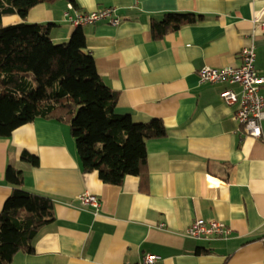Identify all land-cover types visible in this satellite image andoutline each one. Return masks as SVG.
Wrapping results in <instances>:
<instances>
[{
    "label": "crops",
    "instance_id": "obj_1",
    "mask_svg": "<svg viewBox=\"0 0 264 264\" xmlns=\"http://www.w3.org/2000/svg\"><path fill=\"white\" fill-rule=\"evenodd\" d=\"M38 3L27 22L50 25L66 41L79 12L114 7L120 22L81 26L85 51L101 80L117 96L116 112L135 122L162 120L165 135L146 142L145 169L119 185L84 172L66 124L35 119L0 137V211L12 187L8 165L24 173L23 188L49 196L54 219L35 237L34 250L12 264H125L146 253L160 264H264V120L261 136H245L234 118L238 102L220 93L240 86L200 82L202 67L239 66L240 50L253 44L255 68L264 77V0H75ZM168 12L195 20L159 39L152 21ZM4 15L2 24L20 21ZM264 95V88H260ZM25 150L37 165L21 159ZM95 196L99 206L82 204ZM195 219L219 220L227 238L185 234Z\"/></svg>",
    "mask_w": 264,
    "mask_h": 264
},
{
    "label": "trees",
    "instance_id": "obj_2",
    "mask_svg": "<svg viewBox=\"0 0 264 264\" xmlns=\"http://www.w3.org/2000/svg\"><path fill=\"white\" fill-rule=\"evenodd\" d=\"M53 1L0 0V137L35 119L66 124L82 171H96L103 182L119 185L145 169L146 142L163 137L164 124L158 118L135 122L130 114L116 112L118 94L98 75L81 26L66 41L55 42L51 23L25 20L32 6ZM65 1L77 8L75 0ZM11 14L21 20L2 24V16ZM194 20L193 13H165L152 21V37L159 39ZM21 159L38 163L25 150ZM4 178L12 190L0 211V264H12L18 252L34 250L35 237L54 219L53 201L24 189L21 169L8 165Z\"/></svg>",
    "mask_w": 264,
    "mask_h": 264
},
{
    "label": "built area",
    "instance_id": "obj_3",
    "mask_svg": "<svg viewBox=\"0 0 264 264\" xmlns=\"http://www.w3.org/2000/svg\"><path fill=\"white\" fill-rule=\"evenodd\" d=\"M68 10L73 8L71 2H67ZM264 13V7L261 11ZM71 22L76 26L94 24L100 20H108L112 25H117L120 20L114 7H103L91 12H79L71 17L65 12ZM264 28V22L262 23ZM241 63L239 66L209 67L199 69L200 82L227 81L230 84L240 86L238 94L230 88L223 89L220 93L222 100L229 105L238 102V108L234 112V118L240 125L245 136L259 138L261 136V122L264 120V95L260 88H264V77L259 75L255 68L256 52L253 44L242 47L240 50ZM82 204L99 206V200L90 194L80 197ZM232 229L219 220L195 219L186 229L185 234L193 238H227ZM160 258L153 253H146L138 262L125 264H160Z\"/></svg>",
    "mask_w": 264,
    "mask_h": 264
}]
</instances>
